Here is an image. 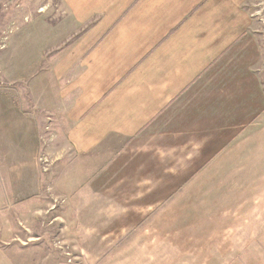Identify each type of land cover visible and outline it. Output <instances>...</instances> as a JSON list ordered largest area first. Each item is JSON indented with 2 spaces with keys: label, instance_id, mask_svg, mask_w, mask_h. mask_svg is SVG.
Listing matches in <instances>:
<instances>
[{
  "label": "rangeland",
  "instance_id": "obj_1",
  "mask_svg": "<svg viewBox=\"0 0 264 264\" xmlns=\"http://www.w3.org/2000/svg\"><path fill=\"white\" fill-rule=\"evenodd\" d=\"M245 8L186 111L76 155L50 68L76 29L61 0H0V99H26L40 127L39 188L0 202V264H264V0Z\"/></svg>",
  "mask_w": 264,
  "mask_h": 264
},
{
  "label": "crops",
  "instance_id": "obj_2",
  "mask_svg": "<svg viewBox=\"0 0 264 264\" xmlns=\"http://www.w3.org/2000/svg\"><path fill=\"white\" fill-rule=\"evenodd\" d=\"M61 1L76 37L56 52L50 68L76 155L113 139L149 136L164 115L186 111L185 102L198 92L196 82L251 21L248 0ZM29 107L14 95L0 99V141L10 163L7 199L0 202L39 188L40 127ZM13 154L18 165L14 157L8 162Z\"/></svg>",
  "mask_w": 264,
  "mask_h": 264
}]
</instances>
